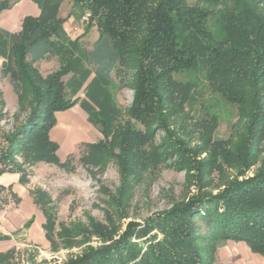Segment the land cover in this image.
<instances>
[{
  "label": "trees",
  "instance_id": "trees-1",
  "mask_svg": "<svg viewBox=\"0 0 264 264\" xmlns=\"http://www.w3.org/2000/svg\"><path fill=\"white\" fill-rule=\"evenodd\" d=\"M32 1L39 7L37 16H25L17 32L0 27V78L10 83L19 104L30 97L26 119L13 133L3 134L0 174L18 173L19 182L26 183L25 164L68 163L67 157L59 159L49 130L54 113L77 102L71 97L91 70L94 76L80 107L102 138L85 143L79 158L84 163L100 166L113 157L127 181L172 153L191 155L193 162L200 149L185 147L172 117L183 111L195 87L175 81L173 73L194 70L205 73L213 94L235 105L244 131L237 149L246 168L254 164L264 149L263 0H73L88 9L90 22L97 26L91 48L67 37L58 16L61 0ZM9 6L0 1V11ZM45 54L57 55L60 64L42 75L33 64ZM113 71L133 92L123 121L108 90ZM68 73L72 77L65 82ZM113 124V141L108 143L107 130ZM158 132L162 139L156 143ZM115 145L118 153L110 151ZM215 152L222 158L229 153L222 144ZM16 155L22 163L16 162ZM31 194L44 214L51 251H57L59 243L64 248L83 244L91 234L103 242L85 246L63 264H213L218 244L226 240L243 241L264 259V162L252 175L234 179L216 194L199 193L142 222H129L115 240L114 228L93 220L86 226L60 223L56 231L46 193L36 189ZM154 229L162 238L147 245L136 260L141 245L132 242V236ZM107 240L111 242L104 244ZM14 258V250L0 253V264H17Z\"/></svg>",
  "mask_w": 264,
  "mask_h": 264
},
{
  "label": "rangeland",
  "instance_id": "rangeland-1",
  "mask_svg": "<svg viewBox=\"0 0 264 264\" xmlns=\"http://www.w3.org/2000/svg\"><path fill=\"white\" fill-rule=\"evenodd\" d=\"M6 1L11 5V0ZM189 1L193 3L196 0ZM59 7L60 18L66 20L71 18L77 27L84 30L81 38L85 45L93 47L99 34L97 26L90 22V17L86 21L80 18L82 14L89 12L88 9L74 3L73 0H61ZM173 79L177 82L189 81L195 84L192 96L183 111L172 117V127L181 133L185 147L191 150L200 149V153L194 156V161L191 162V155L180 157L172 153L164 158L166 159L164 162L146 170L140 169L131 179L123 181L120 168L113 157L100 166L86 164L79 159L86 151L85 143L102 138L97 130L89 126L90 123L86 126L87 135L85 132L81 133L69 145L57 136L55 139L51 137V140L58 144L59 159L64 161L67 157L68 163L64 167H59L41 161L33 165L25 164L23 168L30 190L40 189L48 196L47 205L52 210L56 231L60 223L66 225L79 223L86 226L93 220L104 228H114L116 231L111 239L115 240L123 233L129 222H142L152 214L167 210L172 205L184 202L199 193L216 194L229 182L248 177L261 167L264 162V149L257 153L254 164L248 168L243 165L244 156L240 155L237 149L240 135L244 132L242 121L238 118L235 105L210 91L205 73L183 70L173 73ZM119 80V76L113 71L108 90L118 109V119L123 121L127 119L126 110L132 101L133 92ZM64 81L67 82L66 79ZM6 86L0 91L3 92L8 104L6 106L4 103L1 93L3 105L0 104V147L3 144V134L13 133L26 119L30 104L28 96L21 104L17 99L16 104H11L13 108L9 106L11 99H15L16 96L11 85L6 83ZM71 98H76L78 103L83 100L79 93ZM70 118L71 116H68L66 119ZM81 119L84 118L79 114L77 120ZM58 125L60 122L54 128H50H53L51 136H54L52 132ZM115 127L113 124L107 130L108 143L113 141ZM161 139L162 133L158 132L155 136L156 143ZM219 144L224 145L229 151L225 158L214 155ZM110 151L118 153L117 146H111ZM14 159L17 163H22L20 155H16ZM197 162L201 164L197 165ZM162 235L159 229L148 231L142 236L133 235L131 241L141 245L136 260L141 257L147 245L160 240ZM110 242L111 240H107L104 244ZM102 243L100 238L91 234L83 244L64 248L59 243L57 251H51L49 247L41 249L42 252L38 249H34V252L23 248L15 255L14 260L17 264H23L22 259L23 262L27 259L30 261V256H34L35 261H39L36 263L63 264L68 257L80 254L85 246L96 247Z\"/></svg>",
  "mask_w": 264,
  "mask_h": 264
},
{
  "label": "crops",
  "instance_id": "crops-1",
  "mask_svg": "<svg viewBox=\"0 0 264 264\" xmlns=\"http://www.w3.org/2000/svg\"><path fill=\"white\" fill-rule=\"evenodd\" d=\"M10 4L8 8L0 13V27L10 32H17L20 29L21 21L25 16H37L40 12L37 4L32 0H11ZM60 11L59 7L58 16ZM62 19H64L62 27L67 37L71 40L78 39L82 46L89 48L81 38L84 30L77 27L72 22L71 18L66 20V18L62 17ZM3 60L4 59L0 56V66ZM59 64L57 55L45 54L43 58L34 62L33 66L44 75L56 69ZM93 76L94 72L91 70L80 89L75 93H79L80 98L87 99L85 96V87ZM71 77L72 73H68L64 75L62 79L68 81ZM6 83L10 84L6 79L0 78V91L7 87ZM1 93L4 103L7 106L6 98L3 92ZM12 103H17V96L15 99H11L9 106L13 108V105H11ZM54 114L56 121L53 128L57 123L67 121L68 119L66 118L68 116L78 117L79 114L84 118V121L81 120L86 124L85 126L90 123L87 113L83 111L78 102L70 108L63 111H56ZM89 126L95 129L91 123ZM53 128L50 129L49 136L55 139V133L52 132L54 136H51ZM87 133L88 131L86 129L85 134L87 135ZM0 185L3 187L0 189V253L14 250L15 255H17L23 248H26L28 251L38 249L39 252H42L41 249L50 248V243L46 239L43 229V224L45 223L44 214L34 203L30 187L27 183L19 182L18 173L4 172L0 174ZM35 258L34 256H30V261L32 263L28 261V259L25 262H23L22 259L21 262L23 264H34L39 262L35 261ZM213 264H264V259L258 253L252 252L245 242L226 240L218 244Z\"/></svg>",
  "mask_w": 264,
  "mask_h": 264
},
{
  "label": "bare ground",
  "instance_id": "bare-ground-1",
  "mask_svg": "<svg viewBox=\"0 0 264 264\" xmlns=\"http://www.w3.org/2000/svg\"><path fill=\"white\" fill-rule=\"evenodd\" d=\"M76 117L77 116H72L67 121L60 123L56 130L53 131L58 139L63 140L68 145L81 133H84L86 131L84 122L82 120H77Z\"/></svg>",
  "mask_w": 264,
  "mask_h": 264
},
{
  "label": "built area",
  "instance_id": "built-area-1",
  "mask_svg": "<svg viewBox=\"0 0 264 264\" xmlns=\"http://www.w3.org/2000/svg\"><path fill=\"white\" fill-rule=\"evenodd\" d=\"M89 17H90V14L88 12V13L83 14L81 19H82V21H86V20H88Z\"/></svg>",
  "mask_w": 264,
  "mask_h": 264
}]
</instances>
